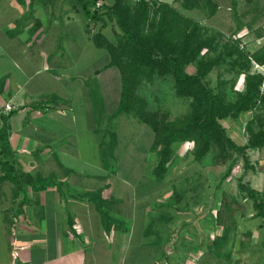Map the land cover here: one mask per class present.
Returning <instances> with one entry per match:
<instances>
[{
	"label": "crops",
	"instance_id": "1",
	"mask_svg": "<svg viewBox=\"0 0 264 264\" xmlns=\"http://www.w3.org/2000/svg\"><path fill=\"white\" fill-rule=\"evenodd\" d=\"M53 3L0 0V128L6 126L13 161L21 164L25 169L23 172L40 180L48 178L41 173L42 168L52 171L48 173L50 176H55L59 170V182L65 186L55 184L36 189L35 186L27 185L26 189L17 193L20 188L12 180L2 178L4 171L0 164V264H173L170 256L176 260L175 264H195V256L186 258L183 252H176L177 248L173 245L175 238H159L161 230L153 229L152 219L160 221L166 217L161 209L163 205L144 204L148 205L145 208L147 219L138 224L135 222V213L129 214L123 202L114 203V199L120 201L125 190H130L132 195L133 188L125 187L127 183L125 186L110 183L113 174H107L103 169L96 168L90 172L76 170L81 169L74 164L79 162L78 154L68 148L78 146V139L75 133L68 132H72L69 126L74 131L79 128L75 123L69 124L67 115L73 110L74 104L81 100L79 97L83 95L82 92L86 93L87 100L94 101L90 115L92 124L101 120L100 115H110L119 104L121 75L116 67L117 70H111L112 73L101 74L112 68H105L110 60L109 53L108 61L103 63L102 68L92 69L95 74L93 80L89 81V73L84 78L74 76L76 80L72 76V82L80 84L76 89L64 77L66 73L62 74L64 76L57 73L60 69L64 72L67 70L54 51L58 27L56 22L61 18V12L67 9L72 11L64 16L73 25L81 22L76 20L78 15L82 18L80 26H84L82 31L88 36L87 41H92V35L99 29L93 30L94 22L81 14L77 3L71 4V8L64 5L58 7L59 2L57 5ZM29 9L34 11L31 18L20 28L10 29L11 20L17 22L21 15L24 18ZM57 10L60 13H56ZM39 11L49 15L53 37H50V29L43 27ZM102 32L106 35V32ZM69 46L77 48L80 54L86 45L70 43ZM70 68H74V65ZM81 82H84V86ZM62 84L65 88L68 86V92L62 90ZM54 97L59 98L60 102ZM6 104H11L12 110L6 111ZM10 113L4 124V117ZM92 130L97 134L99 132L94 125ZM56 143L59 149L51 152ZM98 146L100 148V141ZM40 148H47L49 152L36 159L34 154ZM99 153L102 154V151ZM102 157V164H106L103 154ZM79 166L87 169L86 164ZM151 186L145 192L149 201L155 196L150 198V195L157 190L154 185ZM23 191L26 197L21 198ZM99 193L105 201L112 202L108 213L114 222L107 225L92 201V196ZM123 216H132L133 223L125 228L120 227L119 218ZM132 251L134 254H131ZM189 258L191 261H186Z\"/></svg>",
	"mask_w": 264,
	"mask_h": 264
},
{
	"label": "rangeland",
	"instance_id": "2",
	"mask_svg": "<svg viewBox=\"0 0 264 264\" xmlns=\"http://www.w3.org/2000/svg\"><path fill=\"white\" fill-rule=\"evenodd\" d=\"M103 1L108 4L112 2V0H100L101 3ZM161 1L171 3L174 7L181 9L182 13L197 20L213 33L218 30L222 34L221 41L223 43L227 40L241 39L242 46L250 51H254L264 44V0H240L238 6L240 24L233 20L231 0H215L219 5V9L217 14L211 18L198 9L191 11L182 9L181 5L174 0ZM53 2L56 3L55 5L59 2L58 7L64 5L71 8V4L77 1L55 0ZM40 13L39 18L44 24L43 27L47 30L50 29L49 15L45 11H39ZM56 13H60V11L57 10ZM65 13L70 14L72 11L70 9L62 11L61 18L57 19L60 23L56 22L58 27L55 40L56 50L54 51L67 70L64 72L60 69L57 73L61 76L66 73L64 77L71 82L70 86L76 89L80 84L76 81L72 82V76L79 75L84 78L89 73V81L93 80L95 74L92 69L103 67V63L108 61V51L97 48L93 40L91 41L89 38V41H87L86 37L88 36L82 31L84 26L82 28L80 26L82 18L79 15L76 20H81V22L78 21V24L73 25L67 22V18L64 16ZM31 14H34L33 9H29L24 18L21 15L17 22L11 20L13 23L11 22L12 27L10 29H18L21 24L23 26L27 18H31ZM107 23L103 26L101 22H94L93 30L101 29L106 32L108 37L114 39L119 29L112 21L108 20ZM238 25H241L242 28H238ZM52 29L49 30V33ZM72 34H76V36ZM52 35L50 33V37L54 36ZM68 39H70L69 43ZM73 39H75V42H73ZM70 43L86 46H83L84 49L80 55L77 53V48L69 46ZM78 56L79 58L76 59ZM69 63H73L74 68H70L72 65ZM256 64L254 63L253 70L264 74V65L258 64L259 66H257ZM113 69L117 70L112 67L101 74L112 73L111 70ZM235 77V80H237L235 86H231V90L228 88V92L232 97L234 96V90H240L244 86L245 75L243 73L236 76L231 70L216 68L208 75V80L212 86H216L219 80L230 81ZM74 80H76L75 77ZM83 83L81 82L82 86H84ZM67 88L68 86L65 88V85H63L62 90L68 92ZM172 88L173 80L171 78H161L152 83H143L140 92L149 100L150 110H156L159 117L167 115L168 118H171L185 113L188 109L187 101L175 97ZM82 93L83 95L79 97L81 100L74 104L73 110L67 115L70 119L69 124L75 123L79 128L78 131H74L71 128L72 126H69L72 132H68L75 133L76 139H78V142H76L78 146L73 145L68 148L78 154L77 161L79 162H74V164L77 165L76 167H81V169L76 168L77 171L88 170L90 172L96 170V168L103 169L105 173L113 174L110 176L113 177L109 179L110 183L122 186L127 183L125 187L133 188L132 195L130 190H125L124 195L120 196V201L114 199V203L123 202L129 214L135 213L137 217L135 222H138V224H142L144 219H147L145 208L148 205L145 206L144 204L153 206L160 203L163 205L161 209H163L166 217L160 221L152 219L153 229L161 230L158 235L159 238H169L170 240L175 238L173 245L174 248H177L176 252H183L186 254V258L195 256V264H264V218L253 217L255 211L252 201L246 198L238 187L241 180L249 187L264 192V148L248 150L247 158L249 162L245 166L242 157L234 153L228 159L219 160L218 162H214L210 155L203 162H196L192 155V143H179L175 146L176 157L166 178L159 182L153 175L156 155L152 149L154 134L151 128L139 122L133 116L124 114L112 121L110 115L103 116L102 114L100 115L101 120H97L92 124L90 115L93 112L94 101L87 100L86 93ZM54 99L57 100L56 97ZM251 116L252 113H245L238 120H222V124L228 130V133L239 144H243L247 140L246 122ZM96 117H98L97 114ZM56 123L58 124L57 121ZM92 125L98 128L100 133H95L92 130ZM109 127L113 128L117 134V146L114 156L108 155L106 157L107 163H103L104 168L102 164L103 157L99 153L98 144L104 130ZM57 143L60 144L61 142ZM58 144L51 148V152L59 149ZM45 152H49V149L40 148L36 151L34 157L36 159L41 158L45 155ZM14 163L16 168L25 171L20 163L15 161ZM78 163L86 164L87 169L79 166ZM230 164L233 166L232 173L222 178ZM61 171L63 172V170ZM49 172L52 171L43 170L42 168L41 173L48 177L43 178L44 181H49V185L52 182L54 183L52 185L56 184L63 187L64 185L59 182V170L55 176L48 175ZM150 184L154 185L157 190L156 193L153 192L155 194L150 195V198L155 196L149 201L145 192L149 190ZM26 188L27 185H24L22 190ZM22 197H26L24 191L21 194ZM105 204L107 205L105 211L108 213V207L112 206V202L105 201ZM133 206L138 207L133 208ZM107 219L110 222L113 221L110 217ZM119 221H121L119 226L125 228L133 223V217L124 218L123 216L119 218ZM225 227L231 229L229 238L225 242L220 239L214 241L213 238L222 234ZM150 237L153 238V236ZM131 254H134V251ZM173 257L175 258L176 255H173ZM170 260L171 263H176V260L172 259L171 256ZM186 261L191 260L189 258Z\"/></svg>",
	"mask_w": 264,
	"mask_h": 264
},
{
	"label": "trees",
	"instance_id": "3",
	"mask_svg": "<svg viewBox=\"0 0 264 264\" xmlns=\"http://www.w3.org/2000/svg\"><path fill=\"white\" fill-rule=\"evenodd\" d=\"M40 1L49 3L55 0ZM76 1L90 22H101L105 26L109 20L119 29L114 39L101 29L92 35L95 46L109 53L110 60L105 68L116 67L121 75L120 100L110 114V120L124 114L151 128L154 134L152 149L156 155L153 175L159 182L166 178L176 157L175 146L179 143H192V155L196 162H203L209 155L214 162H218L234 153L242 157L245 166L249 162L248 150L264 148V74L253 70L254 63L264 65V44L250 51L242 46L241 39L223 43L218 30L213 33L182 13L181 9L160 0H112L110 4L103 2L100 6H97L100 0ZM174 1L182 9H198L210 18L219 9L215 0ZM239 2L231 0L232 17L237 24H240ZM238 28H242L241 25ZM216 68L231 70L236 76L243 73V88L234 90L232 97L229 94L228 88L235 86L236 77L230 81L219 80L216 86H212L208 75ZM161 78L173 80V95L187 101L185 113L168 118L167 115L159 117L156 110L149 109V100L140 92L141 86ZM245 113H252V116L246 122L247 140L239 144L228 133L222 120H238ZM11 114L4 117V124ZM116 144L115 130L106 128L100 140V150L105 158L114 154ZM12 155L7 128L2 126V178L12 180L20 188L17 193L24 185L35 186L36 189L49 186V181L38 180L16 168ZM232 169L230 164L222 178L229 176ZM238 187L252 201L253 217L264 218V192L249 187L241 180ZM92 201L105 224L111 223L107 219L110 216L105 211L101 193L93 195ZM230 231L223 228V233L214 241L220 239L225 242Z\"/></svg>",
	"mask_w": 264,
	"mask_h": 264
},
{
	"label": "built area",
	"instance_id": "4",
	"mask_svg": "<svg viewBox=\"0 0 264 264\" xmlns=\"http://www.w3.org/2000/svg\"><path fill=\"white\" fill-rule=\"evenodd\" d=\"M101 5V2L99 1V2H97V6H100ZM257 66H259L258 64H256ZM262 91L264 92V84H263V86H262ZM12 108H13V106H11V104H6L5 105V110L6 111H10V110H12Z\"/></svg>",
	"mask_w": 264,
	"mask_h": 264
}]
</instances>
